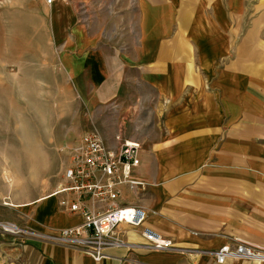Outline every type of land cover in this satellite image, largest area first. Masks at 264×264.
<instances>
[{"label":"crops","instance_id":"0c3cea01","mask_svg":"<svg viewBox=\"0 0 264 264\" xmlns=\"http://www.w3.org/2000/svg\"><path fill=\"white\" fill-rule=\"evenodd\" d=\"M57 0L46 6L57 67L91 109L110 147L140 144L138 193L146 226L174 244L153 251L122 226L131 248L95 262L53 239L82 224L60 207L31 208L22 264H217L212 253L264 248V3L259 0ZM95 209L94 204H89ZM225 264H255L227 261Z\"/></svg>","mask_w":264,"mask_h":264},{"label":"rangeland","instance_id":"374dc122","mask_svg":"<svg viewBox=\"0 0 264 264\" xmlns=\"http://www.w3.org/2000/svg\"><path fill=\"white\" fill-rule=\"evenodd\" d=\"M51 24L43 0H0V264H22L21 244L34 234L36 205L13 206L54 192L98 125L57 67Z\"/></svg>","mask_w":264,"mask_h":264},{"label":"built area","instance_id":"2783aa9c","mask_svg":"<svg viewBox=\"0 0 264 264\" xmlns=\"http://www.w3.org/2000/svg\"><path fill=\"white\" fill-rule=\"evenodd\" d=\"M56 1L43 0L47 6ZM116 140L119 146L110 147L98 132L90 131L72 151L54 195L67 194V198L60 200V207L70 214H79L83 222L59 230L53 239L100 262L107 257L108 250L132 247L119 232L125 226L140 231L155 252L174 250L171 240L146 226L148 214L143 206L119 203L123 189L138 193L146 182L135 175L140 166V144ZM90 203L96 206L94 210ZM212 255L217 264L227 261L264 264V248L244 243L224 245Z\"/></svg>","mask_w":264,"mask_h":264},{"label":"bare ground","instance_id":"6f19581e","mask_svg":"<svg viewBox=\"0 0 264 264\" xmlns=\"http://www.w3.org/2000/svg\"><path fill=\"white\" fill-rule=\"evenodd\" d=\"M13 206V205H12ZM8 229V231H11V232H20V230H18L17 228H15L14 226H7L6 227ZM22 232V231H21Z\"/></svg>","mask_w":264,"mask_h":264}]
</instances>
